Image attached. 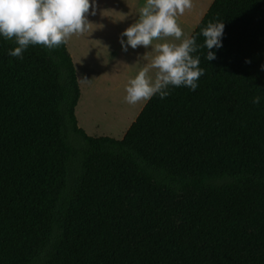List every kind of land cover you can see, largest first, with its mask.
<instances>
[{
    "label": "trees",
    "instance_id": "obj_1",
    "mask_svg": "<svg viewBox=\"0 0 264 264\" xmlns=\"http://www.w3.org/2000/svg\"><path fill=\"white\" fill-rule=\"evenodd\" d=\"M190 36L198 87L120 139L78 126L65 43L18 58L0 36V264H264V0H213Z\"/></svg>",
    "mask_w": 264,
    "mask_h": 264
},
{
    "label": "clouds",
    "instance_id": "obj_2",
    "mask_svg": "<svg viewBox=\"0 0 264 264\" xmlns=\"http://www.w3.org/2000/svg\"><path fill=\"white\" fill-rule=\"evenodd\" d=\"M192 7V0H146L139 9L138 18L121 33L120 44L126 52L129 47L148 48L162 37H174L179 43L163 42L155 45L157 55L151 64L142 68L126 87L125 100L129 104L147 102L153 96L161 99L170 94V86L198 87L204 75L199 67L200 57L194 56L200 47L196 37L184 36L177 17ZM88 14H96V0H0V36L14 39L16 47L8 55L22 58L29 45L42 44L55 48L75 33H84ZM223 21L209 22L200 35L204 39L208 61L216 59L213 49L222 47ZM264 69V65L261 66ZM150 69H156L155 77ZM259 104L261 98L252 101Z\"/></svg>",
    "mask_w": 264,
    "mask_h": 264
},
{
    "label": "rangeland",
    "instance_id": "obj_3",
    "mask_svg": "<svg viewBox=\"0 0 264 264\" xmlns=\"http://www.w3.org/2000/svg\"><path fill=\"white\" fill-rule=\"evenodd\" d=\"M145 2L141 0L140 7ZM197 7L198 3L192 2V7L177 17L185 38L190 36L202 16L203 10ZM186 11L196 12L188 14ZM122 17L116 13L114 21L104 19L93 23L92 29L84 32L73 48L79 56L74 65L80 86L75 116L78 126L91 136L122 138L145 103L129 104L125 100L130 79L151 64L157 55L156 44L179 43L174 37H162L154 40L148 48L129 47L125 52L120 44L121 33L135 22L138 14H130L128 20H121ZM155 73L156 69H150L153 78Z\"/></svg>",
    "mask_w": 264,
    "mask_h": 264
},
{
    "label": "crops",
    "instance_id": "obj_4",
    "mask_svg": "<svg viewBox=\"0 0 264 264\" xmlns=\"http://www.w3.org/2000/svg\"><path fill=\"white\" fill-rule=\"evenodd\" d=\"M212 1L213 0H192V2L198 3L197 9L203 10L202 16L206 12V10L208 9ZM139 2H141V0H96V14L95 15L88 14L89 25L85 32L90 31L92 29L93 23H96L100 20L111 19V21H114L116 13H119L123 16L121 20L123 18L128 20L130 14L139 13V9L141 8L140 7L141 4ZM186 12L188 14H194L196 11H186ZM82 35L83 33L72 34L65 42L66 48L72 58L73 64L77 62L78 61L77 58H79L78 54L74 51L73 48L75 47V42L78 39H80ZM74 68H75L76 77H77V68L75 67V65H74ZM79 89H80V86H79Z\"/></svg>",
    "mask_w": 264,
    "mask_h": 264
}]
</instances>
